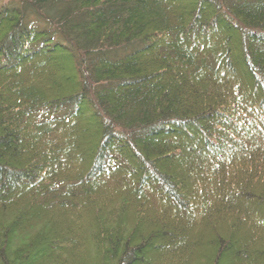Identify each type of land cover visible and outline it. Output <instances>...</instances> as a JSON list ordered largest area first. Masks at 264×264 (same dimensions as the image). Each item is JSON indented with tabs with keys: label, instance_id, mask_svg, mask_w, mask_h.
<instances>
[{
	"label": "trees",
	"instance_id": "obj_1",
	"mask_svg": "<svg viewBox=\"0 0 264 264\" xmlns=\"http://www.w3.org/2000/svg\"><path fill=\"white\" fill-rule=\"evenodd\" d=\"M264 264V0H0V264Z\"/></svg>",
	"mask_w": 264,
	"mask_h": 264
},
{
	"label": "rangeland",
	"instance_id": "obj_2",
	"mask_svg": "<svg viewBox=\"0 0 264 264\" xmlns=\"http://www.w3.org/2000/svg\"><path fill=\"white\" fill-rule=\"evenodd\" d=\"M91 258H92V257H90V258L88 259V261H89V263L92 264V263H93V262H92L93 259H91Z\"/></svg>",
	"mask_w": 264,
	"mask_h": 264
}]
</instances>
